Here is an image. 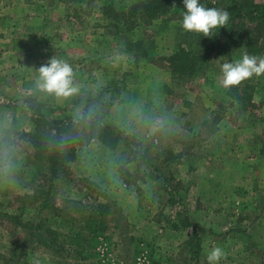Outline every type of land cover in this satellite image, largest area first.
<instances>
[{
    "label": "rangeland",
    "instance_id": "rangeland-1",
    "mask_svg": "<svg viewBox=\"0 0 264 264\" xmlns=\"http://www.w3.org/2000/svg\"><path fill=\"white\" fill-rule=\"evenodd\" d=\"M109 2L129 11L144 0H0V264L19 253L16 220L37 217L40 189L54 229L71 232L98 205L103 230L85 260L61 262L34 242L29 264H136L138 255L146 264H209L214 245L226 253L217 264H264V74L250 78L254 104L237 109L220 84L224 58L213 55L193 77L171 71L167 57L196 46L178 8L120 28L103 12ZM244 54L240 41L233 60ZM51 57L71 65L77 93L37 87ZM28 98L47 119L67 122V174L49 178L46 150L34 143L49 127ZM88 113L130 138L107 146Z\"/></svg>",
    "mask_w": 264,
    "mask_h": 264
},
{
    "label": "trees",
    "instance_id": "trees-1",
    "mask_svg": "<svg viewBox=\"0 0 264 264\" xmlns=\"http://www.w3.org/2000/svg\"><path fill=\"white\" fill-rule=\"evenodd\" d=\"M199 3L208 8L228 11L229 20L225 27L215 29L212 37H205L202 33H197L195 47L178 46L167 57L169 67L175 75L193 77L204 72L213 55L220 59L224 58L221 59L223 62H234L233 53L240 41H243L247 53L264 57V40L262 41L264 38V3L255 0H199ZM177 8L178 11L175 12L179 13L178 19L182 21V13L186 10L183 0H144L141 7L132 8L129 11L125 9L119 11L109 2L103 8V12L109 14L114 22L119 24L118 27L122 28L123 21L126 22L128 19L132 20L138 17L139 22L150 23L154 19L168 14L171 10H177ZM252 87L250 79H246L237 86L227 88V94L235 102L237 109L244 110L254 104ZM30 100L28 98L26 101L29 110L40 115L41 117L37 120H42L49 127L45 128L46 131H39L36 134L39 137L34 139L37 148L44 147L46 150L45 159L47 158L49 164V178L53 179L67 174L68 160L73 154L62 147L61 133L68 124L66 121L59 123L56 119H47L40 108L35 107ZM89 115L88 118H92L93 134L107 146H114L117 141L130 138L128 133H125L113 122L105 119L102 122L98 119L100 113H90ZM40 154H37L38 158H41ZM40 192L37 217L16 220V224L23 228L19 253L14 255V251H11L10 257L3 264H29L27 262L28 247L34 242L52 249L60 257L61 262H64L65 258L64 263H66V256L73 257L78 261L92 256L89 254L92 238L97 234V231L103 230V221L98 218V205L95 210L84 216L82 225L77 228L73 227L71 232L64 234L50 225L49 216L44 213L45 209L54 212V207L49 201L48 189L46 192L40 189ZM170 199L172 200V195ZM189 243L190 255L194 256L199 250L196 234L191 236Z\"/></svg>",
    "mask_w": 264,
    "mask_h": 264
},
{
    "label": "clouds",
    "instance_id": "clouds-1",
    "mask_svg": "<svg viewBox=\"0 0 264 264\" xmlns=\"http://www.w3.org/2000/svg\"><path fill=\"white\" fill-rule=\"evenodd\" d=\"M182 27L185 31L202 33L205 37H212L215 29L225 27L229 20V13L223 9L208 8L199 0H183ZM39 79L37 87L41 91L54 94L57 97H69L78 92L73 82V68L67 62L55 57L49 58L45 65L38 68ZM220 84L224 88L239 85L253 75L264 74V57L244 54L240 60L224 62L221 65ZM226 253L219 246H213L207 252L209 264H217Z\"/></svg>",
    "mask_w": 264,
    "mask_h": 264
},
{
    "label": "built area",
    "instance_id": "built-area-1",
    "mask_svg": "<svg viewBox=\"0 0 264 264\" xmlns=\"http://www.w3.org/2000/svg\"><path fill=\"white\" fill-rule=\"evenodd\" d=\"M106 248V244L104 242L103 246L100 248L101 252H104V249ZM136 264H146V260L143 256L138 255L136 257Z\"/></svg>",
    "mask_w": 264,
    "mask_h": 264
}]
</instances>
